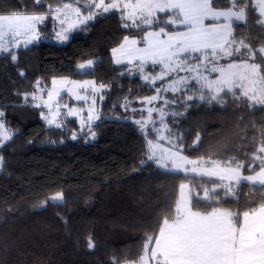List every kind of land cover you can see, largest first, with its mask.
<instances>
[{
	"label": "trees",
	"instance_id": "trees-1",
	"mask_svg": "<svg viewBox=\"0 0 264 264\" xmlns=\"http://www.w3.org/2000/svg\"><path fill=\"white\" fill-rule=\"evenodd\" d=\"M74 2L42 0L37 6L34 0H0V14L25 9L48 14L49 7ZM226 4L220 0V6ZM256 20L257 14L249 12L246 22H235V39L264 45V26ZM143 35L141 29L124 27L119 12H111L96 17L64 44L44 40L19 47L12 50L15 62L0 54V110L13 131L0 146V264L134 259L145 233L157 228L165 209L174 208L181 183L189 182L193 198L199 194L201 201L203 192L196 186H212L147 160V140L156 134L152 127L145 132L136 121L143 114L140 99L153 96L157 87L129 64H116L111 53L125 36ZM92 59L91 69H78L79 63ZM146 68L157 73L160 66L150 63ZM55 77L94 78L106 87L99 120L75 139L80 127L76 118H66L59 128L48 126L41 108L25 103L24 94L34 92L38 81L49 85ZM169 96L175 102L166 120L181 133L186 156L235 158L244 164V174H252L248 165L264 133V108L248 107L247 101L233 103L230 95L223 105L198 97L188 101L187 93ZM90 132L94 138L86 140ZM235 190L236 197L229 196L224 206L242 212L264 202L259 185L242 182ZM57 193L63 194L62 200L52 199ZM89 238L94 248L88 247Z\"/></svg>",
	"mask_w": 264,
	"mask_h": 264
},
{
	"label": "snow or ice",
	"instance_id": "snow-or-ice-1",
	"mask_svg": "<svg viewBox=\"0 0 264 264\" xmlns=\"http://www.w3.org/2000/svg\"><path fill=\"white\" fill-rule=\"evenodd\" d=\"M34 2L42 6V0ZM114 10L120 11L123 19L130 20L131 26L144 31L139 40L125 36L123 43L112 50L114 55L118 54L117 64L122 63V58L129 64L139 61L138 68L142 74L149 62L161 66L158 76L144 75V79L153 84L166 76L171 77L173 73H185L184 76L170 79L166 87L157 88V93L171 91L183 95L191 91L193 95H187L188 101H192L198 93L199 100L221 105L227 102L225 97L230 95L233 103L247 101L248 107L264 108V45L253 47L244 39L237 41L232 31L233 23L246 22L249 12L256 13L257 24L264 26V0H227L224 6H220V0H90L87 15L82 13L80 7L65 3L54 9L55 18L61 25L56 35L59 40L66 41L67 33L78 24ZM51 11L53 9L49 7ZM73 14L76 20L70 19ZM46 19V13L29 14L26 9L0 14V54H8L15 62L17 56L12 48H19L21 44L26 47L39 40V26ZM65 24L68 26L64 27ZM129 26L127 23L124 25L126 28ZM142 26L153 30L145 31ZM140 44L143 47L138 46ZM92 63L89 60L79 67H90ZM212 73L217 74L215 78H211ZM52 84L53 89L47 92L46 100L43 96H32L33 100H40L44 107H48L50 113L54 98L60 95L57 84H72L74 88L84 89L91 84L93 93L105 87L100 85L97 88L90 81L78 84L53 80ZM37 88L44 91L39 81ZM75 95L78 100L88 98L79 93ZM157 99L158 96L145 98L149 104ZM55 106L57 109L60 107L58 103ZM35 107L39 108L41 104L37 103ZM148 111L151 117L153 109ZM41 114L49 125L61 127L56 121L58 111L52 114V118ZM76 114L75 109L68 112V115ZM3 116L4 113L0 111V118ZM93 118L89 109L88 120ZM136 123L144 129L148 122L137 120ZM156 131L159 132L158 129ZM261 137L259 147L251 154L252 162L248 165L251 175L243 174L244 164L235 162V158L220 160L209 156L189 159L181 151L173 150L178 145L172 140H168L171 147H161L149 139L148 161H154L168 171L183 173L185 178L189 175L193 179L198 177L212 186H196L203 192L201 201L199 194L193 198L189 184L181 183L180 197L175 201L174 208L165 209L157 228L145 233L139 254L134 259L112 257L111 264H264V202L242 212L224 206L229 203V196L236 197L235 189L242 182L259 185L264 190V133H261ZM11 138L12 134L0 120V139L8 141ZM165 139L162 135L157 137V141ZM199 139L197 136V142ZM2 164L0 158V167ZM185 189H188V194ZM52 199L62 200L63 194L57 193ZM201 203L207 207L201 208ZM88 247H95L91 238Z\"/></svg>",
	"mask_w": 264,
	"mask_h": 264
},
{
	"label": "rangeland",
	"instance_id": "rangeland-1",
	"mask_svg": "<svg viewBox=\"0 0 264 264\" xmlns=\"http://www.w3.org/2000/svg\"><path fill=\"white\" fill-rule=\"evenodd\" d=\"M75 1H77L76 3L74 2L75 4L71 3L73 5V7H80L82 13L84 15H87L88 4L90 3V0H75ZM106 2H107V0H106ZM133 2H134V0H133ZM59 7H62V6H59ZM111 12H119L121 14L120 11L114 10ZM111 12H109V13H111ZM109 13H103L102 15L98 14L96 17L104 16V15L109 14ZM55 16H56V13L54 10L47 14V19L44 21V23L42 25L39 26L40 39L33 41V43L44 41V40L45 41L49 40V41L55 42L57 44H64L70 40V38L72 37V35L74 33L75 34L81 33L82 28L85 25H87L88 23L92 22L96 18V17H94V19L87 21V23L78 24L75 28H73L71 31H69L67 33L68 39L66 41H61V40H59V38L56 35V33L60 31L61 25H60L59 20L56 19ZM121 16H122V14H121ZM70 19L76 20L77 18L73 14L70 17ZM123 21H124V25L126 23L128 25H130L127 28H135L134 26H131L132 22L130 20L123 19ZM67 26H68L67 24L64 25V27H67ZM49 32H53V33L48 34ZM28 45H30V44H28ZM22 46H24V45L21 44L20 47H22ZM259 46H261V45H258L257 47H259ZM15 49H17V48H12V50H15ZM15 55H17V54H15ZM88 61L81 62V63H79V65H81V64L86 65ZM91 61L94 62L93 59ZM139 63H134V61H133V63L129 64V65L132 68H135L137 70V73L141 75L143 80H145L144 75L158 76L161 72V66H160V69L158 70L157 73L149 72L146 68L147 65L149 64V63H147L144 66V73L142 74L138 68ZM221 63H223V62L221 61ZM224 63H226V62H224ZM79 65H78V69L85 71V70L91 69L93 66V63L90 67H85L83 69H81L79 67ZM184 75H185V73H183V72H180L178 74L173 73L171 77L166 76L164 78V80H156L155 84L151 83L150 80L147 82H149L153 86H156L157 88H164L167 86L170 79L178 78L179 76H184ZM210 75H211V78H215V76L217 74L212 73ZM72 79L73 80H71L70 77H55L52 79V81L53 80H57V81L68 80V81L76 82L78 84H83L85 81H90V82H94V85L97 88H99L100 85H103V84L99 83L98 81H96L94 78H85V79H74V78H72ZM52 81L49 85H45V84L40 83V87H42L44 89L43 92L39 91V89L37 88L34 92L24 94V99L27 101L25 103L32 104V105H36L37 103H40L41 104V107H40L41 113H44V115L49 116V118H52V114H55L58 111L59 115L56 116V121L61 126L64 124L66 118H68V117L76 118L80 127H79L78 131L75 133V136L85 134L86 131L89 130V127L92 126L94 123H96L99 120V118L96 119L95 117H100L101 106H102V102L104 100V90L106 89V87L100 88V90L98 92L93 93L91 84L88 85L86 87V89L74 88L72 84H66L63 86L57 84L56 87L60 91V95L58 97L54 98L52 108H51V113H50L48 107H44L40 100H33L32 96L33 95H36L37 97L43 96V98L46 100L47 99V92L53 89ZM69 89H72V91L70 92ZM76 93H79L80 95H83V96H87L88 97L87 100L76 99V95H75ZM169 94H173V92H171V91H160L159 93H157V91H156V93L153 96H158V99L152 101L151 104L147 103L145 100V98H148V97L140 99L139 108L143 114L141 116H139V118L137 120H140L142 122H145V121L148 122L146 124V127L144 128L145 132H147L148 127H152V129L155 131L156 139H151V140H153L154 143H159L161 145V147H171V145L168 144V140H172L173 142H175L178 145V147L176 149H173V150L181 151L182 154L185 155L184 152L182 151L183 147L181 144V137H182L181 133H178L177 131H173L171 129V127L169 126V124L167 123V120H166L168 115L173 113L171 111V109H169V106L172 102L171 101L172 99L169 96ZM187 95H193V92H191V91L187 92ZM150 97H152V96H150ZM195 97H198V93L195 95ZM93 100L95 101V103H93ZM166 101H167V103H166ZM57 103L60 105L59 109H57L55 106ZM65 105H67V107H64ZM70 109H75L77 111V114L76 115H68V112ZM89 109L92 110V115L94 117L91 121L88 120ZM149 109H153V111L151 113V117H149V111H148ZM160 110H162V112ZM0 111H2V110H0ZM41 116H42V114H41ZM42 118L44 120V116H42ZM0 120H2L6 129H8L9 132L13 135V131L4 122L3 117L0 118ZM161 120H163V123H161ZM45 123L48 126H56L55 124L49 125L47 120L45 121ZM139 126L141 127L140 124H139ZM157 129L159 130V132L156 131ZM160 135L166 137V139L157 141V137ZM86 136H87L86 140H91L94 138L93 132L88 133ZM149 139L150 138H148V140ZM5 142L6 141L0 139V146H2ZM157 156H159V150H157ZM188 158L189 159H197V158H191V157H188ZM162 169H164V168H162ZM164 170H166V169H164ZM185 183L190 185L189 182H185ZM192 192H193V189H192ZM185 193L188 194V189H185Z\"/></svg>",
	"mask_w": 264,
	"mask_h": 264
},
{
	"label": "crops",
	"instance_id": "crops-1",
	"mask_svg": "<svg viewBox=\"0 0 264 264\" xmlns=\"http://www.w3.org/2000/svg\"><path fill=\"white\" fill-rule=\"evenodd\" d=\"M239 22H243V21H239ZM235 23V22H234ZM234 23H233V27H232V31H233V35L235 34V27H234ZM149 30H153V29H149ZM129 37V39H140L139 37H137V36H128ZM49 41V40H48ZM123 41H124V39L121 41V43H123ZM120 43V44H121ZM120 44L119 45H117V46H115L114 48H118L119 46H120ZM138 46H140V47H143V44H140V45H138ZM113 48V49H114ZM112 49V50H113ZM111 53H112V57H113V60H114V62L116 63V58H117V55L118 54H116V55H114L113 54V51H111ZM134 63H139V61H134ZM151 62H149V64H150ZM117 64V63H116ZM122 64H129L128 62H127V60L126 59H123L122 58V63L121 64H118V65H122ZM71 80H73L72 78H71ZM45 120V119H44ZM46 121V120H45ZM244 174V173H243ZM244 175H251V174H244Z\"/></svg>",
	"mask_w": 264,
	"mask_h": 264
}]
</instances>
